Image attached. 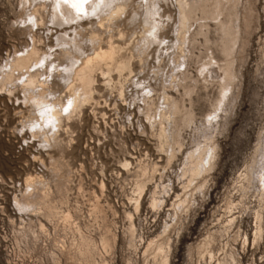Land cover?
<instances>
[{"label":"rangeland","instance_id":"1","mask_svg":"<svg viewBox=\"0 0 264 264\" xmlns=\"http://www.w3.org/2000/svg\"><path fill=\"white\" fill-rule=\"evenodd\" d=\"M26 1L0 0V77L6 66L5 60L25 53L32 43V35L37 33L43 41L41 49L48 62H41L37 69H41L42 73L47 71L48 75L45 78L49 88L54 94H58L65 89L59 79L60 75L57 76L62 69L60 62L64 59L61 57V50L66 49L60 31L73 32V29H70L73 24L69 27L65 25L67 29L56 26L53 20L51 21L50 15L48 16L49 8L53 9L54 0H38L45 2L49 8L44 11V25L37 29L34 21L26 13L30 11L31 0ZM126 2L127 8L110 27V34H115L117 38V33L123 31L127 41L137 40L134 37L143 29L158 26L166 28V35L159 37L158 34L161 43L148 42V45L145 44L147 49L140 48L133 51L135 58L139 55L144 56L141 58L142 65L136 58L134 64L136 72L134 71L135 76L129 81L126 89L125 102L115 95L110 99L107 97V105L111 104V107L106 108L110 116L107 131L101 134L93 131V127L98 123L91 116L92 106H87L83 122L76 121V125L73 123L71 128L73 141L69 149L62 151L56 147L44 148L40 142L43 137L41 139L35 135L42 124H39L38 120L31 121V119L24 122L19 116V113L23 112L25 113L23 117L29 115L30 118H34L39 114L38 111L28 107L23 99L17 102V93L11 98L0 94V191L3 198L1 202L5 207V212L0 214L1 246V237L4 236H8L9 240L12 239V244L15 246L18 244L20 249L21 246L25 249L26 241L30 247L28 255L33 262L24 264H74L73 260L60 256L59 248L62 245L68 248L73 239L79 241V234L73 229H64L59 220L53 225L44 218L38 219L33 216L34 205L29 210H21L16 205V201L25 197L23 195L26 178L32 176L45 179L53 197H51L53 205H59L58 207L62 209L78 208L75 222L80 228V233L89 235L96 243L104 234L105 226L114 223V228L110 229L116 231L117 240L113 252L106 256L111 264H160V260H157L153 254L146 255L144 248L150 239L164 235L165 231L171 246L169 261L166 264H214L215 262L218 264L224 256L227 258L226 254H229L231 248L236 252V260L232 264H264V0H240L237 5L236 25L239 27V38L237 48L233 51L235 78L225 91L224 98L214 109L212 104L219 97L218 81L220 82L223 77L215 64L211 65L205 76L201 75L200 65L204 58L206 59L202 36H196L198 38L196 41L200 45L197 42V45L194 44L192 50L194 55L184 65L175 68L172 57H161L164 46L170 45L171 42L174 46L176 44V0H125ZM101 8L91 13L83 10L79 19L83 31H89L91 23L95 22V14ZM148 8L152 9V13H156L154 17L151 18ZM195 25L196 23L193 24L192 29L196 31L197 25ZM214 25L212 22L209 23L208 35L211 41L217 36ZM28 26L31 28L27 29ZM89 34L85 33L84 38H81L83 45L90 42ZM72 37L70 39H73ZM149 40L152 41L151 38ZM212 51L221 60L215 46H212ZM201 53L203 54L197 61L194 56ZM185 70L187 75L189 73L188 81L185 79L179 82L178 79L180 80ZM170 71H173V74ZM187 91L190 93L188 96L185 93ZM164 92L184 100L182 103L186 108L192 104L196 118L191 127L183 130L185 142L183 151L178 152L180 154H177L175 162L165 169L162 179L159 176L156 179L155 185L166 186L169 191V197L164 195L166 204L158 209H151L150 193L147 192L142 200L141 209L134 219L136 233L133 238L134 244L130 245L125 212H132L130 198L133 196L131 184L133 178L124 175L121 162L124 158L131 157L127 153H131L134 157L149 153L151 156L149 158L155 161L162 157L156 151L152 135L154 129L150 127L151 124L146 119L145 113L152 111V108L161 107ZM189 101L192 103L190 104ZM101 103V107H104L103 99ZM114 104L118 110L109 111L113 109ZM27 123L28 127H26ZM100 127V131L104 130L103 125ZM55 133L56 130L49 133L48 137L51 138ZM59 138L67 143L68 139L65 136L61 135ZM213 142L217 150L214 167L190 185L188 194L192 197L188 208L177 207L176 212L171 210L170 205L176 200L175 196L183 192L182 188L190 178L188 174L192 165L185 163L184 158L195 150L196 145H210ZM160 163L162 166L165 165V161ZM56 168L59 170L56 171ZM54 170L63 176L66 175L67 170H70L71 185L66 194L58 191ZM103 180L106 190L101 197L97 184ZM79 183L83 184L81 190ZM93 193L100 199L102 207L104 206L106 222L96 221L90 213L95 200ZM63 194L67 196V203H62ZM231 206L236 207L234 209ZM256 213L263 215V234L259 242L253 243ZM231 216L237 217L235 224L227 235L219 237L218 233L224 230ZM40 222L45 224L49 232L47 235L39 232ZM239 226L242 236L234 241L232 233L234 234ZM207 233H217L213 245L212 263L208 258L203 260L197 256L196 251V245L207 237ZM245 233L248 241L244 245L242 237ZM23 235L28 236L27 240L23 239ZM32 243L33 247H31ZM1 246L0 264H5L6 259ZM54 255L56 258L60 257L59 263L54 260ZM21 259L19 257V260Z\"/></svg>","mask_w":264,"mask_h":264},{"label":"bare ground","instance_id":"2","mask_svg":"<svg viewBox=\"0 0 264 264\" xmlns=\"http://www.w3.org/2000/svg\"><path fill=\"white\" fill-rule=\"evenodd\" d=\"M239 1L240 0H176V44L174 46L171 42L170 45L168 44L164 46V51H162L161 54V57H172L173 66L175 68L181 64L184 65V63L187 60L189 61V58L191 60V57L194 55L192 50L193 47L197 45L196 42L198 43V41H196V39H198L196 36H202L201 38H203V47L205 46L204 52L206 55L204 57H206V59L204 58V61L202 59L203 62L200 60L201 75H206L210 70L211 65L215 64L218 70L221 71L223 77L220 82L218 81L219 97L213 102L212 109L216 108L219 101L221 102L222 98H224L225 91L230 87L235 78L233 69V51L237 48L236 44L239 38V27L236 25V22L238 21L237 5L239 4ZM30 3V11L27 10L28 12L26 13L28 14V17L34 21L37 29H40L45 23L44 11L48 6L45 2L38 0H31ZM52 3L54 5L53 9L50 10L48 7V16L50 15L51 21L53 20L54 24L58 27H64L65 25L69 27V25L73 24L70 29H73L72 31L74 33L66 32V30L60 31L61 38L63 39L62 42L66 49L61 50V57L64 59L60 62V64L62 63V69L57 76L60 75L59 79H61V82L64 84V91L54 94L50 90L48 81L45 78L48 75L47 71L45 70L42 73L41 69H37L41 62H47V60H45V54L41 49L43 41L36 33L32 35V43L28 46L25 53L18 56L14 55L11 59L8 57L5 60L6 66H4L0 77V94H4L11 98L13 96L15 97L17 93V102L23 99L22 101L28 107L37 110L39 114L34 118H30L31 116L29 115L23 117V114H25L23 112H20L19 116L22 120L24 119V122H26L27 119H31V121L38 120L39 124L45 126L40 125L39 127L41 129L37 132L34 131L35 135L40 138L43 137V140L40 142L44 148L56 147L65 151L69 149L68 147L71 146L73 141V137H71L73 133L71 132V128H73L76 121L80 122L83 120V116H86L85 110L87 109V106H92L90 108L91 116L98 123L97 126L93 127V131L97 134L107 131L110 116H108L109 112L106 111V108H108V106L111 107V104L107 105V97L110 99L111 97L116 96L118 99L124 101L129 81L135 76L136 69H134V64L136 63V58H138L139 64L142 65L143 60L141 58L144 56L139 55L135 58L133 51L140 48L147 49L145 44L148 45V42L161 43L158 34H160L159 37H165L166 28L158 26L151 28L148 27L136 34V37H134L137 38V40L135 39L136 41H127L124 33H122L123 31L121 32L118 30L119 33H117V38H115V34L109 33L112 24L123 15L127 8L128 4L127 2L125 3V0H54ZM101 6L103 7L101 8ZM98 8L101 9L95 14V22L91 23L89 31H83V25L79 23L80 14L84 9L87 13H91V11ZM151 10L152 9L148 8V13L152 18L154 17L155 10L153 9L154 13H152ZM210 22L215 24V33L217 34V36L215 34L216 39L213 41H211L208 35L210 31ZM195 23L197 25L196 31L195 29H192L193 24ZM68 27H64L63 29H67ZM30 28V26L27 27V29ZM72 33L73 37L71 36ZM85 33H90L88 38L90 42L83 45L81 43V38H84L83 36ZM71 37L73 39H70ZM150 38L152 41L149 40ZM86 40L87 39H85L84 42H86ZM198 44L200 45V43ZM173 46L175 47L174 49ZM212 46H215L216 51L221 56V60L213 53ZM170 52L172 53L170 54ZM202 54L203 53L194 56L197 61H199L198 59L201 58ZM64 60L65 62H63ZM169 70H171V68H169ZM186 71L187 70L182 73L180 80L178 79L179 82L189 78V73L187 75ZM170 73L173 74V71H170ZM204 76H202L203 79ZM170 79L172 80L173 78L170 76ZM206 81L209 82L208 80ZM180 84L181 83H179V85ZM185 93L186 96L190 95L188 91ZM163 98L164 101L161 107L152 108V111L145 113L146 119L150 122L149 124H151L150 127L154 129L152 135L154 136L157 148L156 151L158 155L162 157L155 161L154 159L151 160L149 158L151 157L149 156V153H146L145 155L140 154L138 157H134L131 153H127L131 157H126L122 162L120 161L124 168V175L133 178L131 180L133 196L130 198L132 212H125L128 221L127 229L130 236V245L134 244L133 238L136 233L134 219L141 209L142 200L147 192L149 191L150 193L149 204L151 209H158L162 207L163 204H166L164 195H168L167 197H169V191L166 186L159 184L155 185L157 182L156 179L158 176L162 179L165 169L175 162L178 152L183 151V147L185 146L183 130L191 127L196 118L191 106L192 102L190 103L191 100L189 101L191 104L190 107L188 108L187 106L186 108L182 103L184 100H179L173 96L165 94V92ZM101 99L104 101V107H101ZM116 104H114L113 109L109 111H117ZM26 125V127L29 126L28 123ZM101 125H103L104 128L102 131H100ZM55 130L56 133L51 137L53 139L49 138L48 134ZM61 135L68 139L67 143L63 142L64 139L61 140L59 138ZM76 144L78 145V143ZM89 146L90 145H88V147ZM216 152L217 150L214 142L210 145L198 144L196 145L195 150L190 152L184 158L185 163H190L192 165L191 167L189 166L190 173L188 175H190V178L188 183L183 186V192L175 196L176 200H173L174 202L170 205L171 210L176 212L177 207L184 209H186V207L188 208L189 200L192 197L188 194L189 187L193 181L198 180V178L201 179L204 174L206 175V173L212 170L215 165ZM163 161H165L164 166L160 163ZM133 164L135 165L131 168ZM81 168L83 167L81 166ZM57 170H59V168H56V171ZM56 171L54 170L53 175L55 174L57 176V189L59 192L66 194L71 185V179L69 177L70 170H67L65 176L61 174L59 175ZM81 185L83 184L79 183V190L82 188ZM97 185L99 186V191L102 197L106 190V184L103 180ZM25 188V194L23 195L25 197L16 201V205L19 209L29 210L30 207L34 205L32 207L34 211L33 216H36L38 219L44 218L53 225L59 220V223L64 229H73L76 234H79V236L77 235L79 241L77 240V242L73 239L70 246H68L69 249L64 245L59 248L60 256L73 260L74 264H111L106 259V256L114 249L117 240L116 231L113 232V230L110 229L114 228V223L105 226L104 234L100 236L98 243H96L92 237L89 235L86 236V233V235L80 233V228L75 222L78 208L62 209L58 207L59 205L55 206L53 205L54 203L52 204V194L45 179H42V177L29 176L25 180ZM64 194L62 203H67V196ZM93 197L95 200L90 209L92 217H94L96 221L101 220L106 222L107 219L105 215L106 212H104L103 209L104 206L102 207L100 199L97 198L94 193ZM232 207L233 206H231V208ZM235 207L233 208L235 209ZM228 213L230 214V212ZM256 214V227L253 234V243L256 241L259 242V239L261 240L263 234V215L261 216L260 213ZM228 219L227 224H224V230L222 228L223 231L220 230L221 232L218 233L219 237H224L225 234L227 235L231 231L230 229L235 224L237 217L231 216V218ZM39 232L46 235L49 233L45 224L42 222L39 223ZM165 234L166 231L164 232V235H159L155 239H150L144 248V253H146V255L147 253H150V255L153 254L157 260H160V264H166L169 261V252L171 248L170 239L167 238ZM207 234V237L196 245V251L198 254L197 256L202 259L208 258L211 261L214 259L213 245L217 233ZM232 235L234 241L242 236L240 233V226L237 227V231H235L234 234L232 233ZM243 237L242 243L245 245L248 241L247 234L245 233ZM231 242L234 243L233 241ZM231 247L232 246H230V248ZM224 253L225 252L223 251V254ZM228 253L229 254H226V256L228 255L227 258H224V256L220 259L218 264H232L235 262L236 252L234 249L231 248ZM54 257L56 258L55 255ZM97 257L100 259L97 260ZM55 258L54 260L56 263H59L60 257Z\"/></svg>","mask_w":264,"mask_h":264},{"label":"built area","instance_id":"3","mask_svg":"<svg viewBox=\"0 0 264 264\" xmlns=\"http://www.w3.org/2000/svg\"><path fill=\"white\" fill-rule=\"evenodd\" d=\"M77 168L74 170L75 172H76ZM0 185H1V179H0ZM2 199L3 198H2V195H1V191H0V214H3L5 212V207L3 206L4 203L1 202ZM19 230H20V228H19ZM17 233H18V231H17ZM27 237L28 236H24L23 235V239L27 240ZM1 242H2V246H1V243H0V246L2 247L3 255H4L5 259H6L5 260V264H18V263L24 264L26 262H28V263H32L33 262L31 257L28 255L29 254L28 249H30V247H29V244L26 241H25L26 245L24 247L25 249H23V246H21V249H20L18 244L16 246L14 244H12L13 240L12 239L9 240L8 236L1 237ZM33 245L34 244L32 243L31 247H33ZM16 257H17V259H16ZM19 257H21L22 259L19 260Z\"/></svg>","mask_w":264,"mask_h":264}]
</instances>
